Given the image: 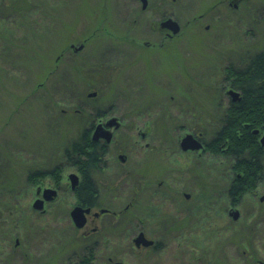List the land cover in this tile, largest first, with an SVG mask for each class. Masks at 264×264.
Returning a JSON list of instances; mask_svg holds the SVG:
<instances>
[{"label": "rangeland", "instance_id": "1", "mask_svg": "<svg viewBox=\"0 0 264 264\" xmlns=\"http://www.w3.org/2000/svg\"><path fill=\"white\" fill-rule=\"evenodd\" d=\"M158 1L149 0L150 9L142 10L138 0H15L12 7L0 0V204L1 219L10 221L2 224V230L7 228L3 236L17 232L20 221L15 214L30 203L27 170L33 165L40 168L47 160L50 167L59 163L63 145L78 139L91 118L88 108L94 101H86L85 93L97 89L103 94L99 104L104 107L119 102L115 107L124 118V133L132 131L128 125L134 123L144 129L148 123L155 144V151L141 149L125 164L135 171L145 155L146 172L152 177L150 185H140L137 209H130L129 240L115 244L112 254L119 257V250L124 249L128 264H255V256L264 259V200L245 193L236 219L228 214L226 196L223 200L234 174V158L208 148L189 155L176 148L179 137L188 131H202L205 140L214 137L218 118L227 105L228 97L222 93L224 84L228 85L222 78L225 65L230 61L236 65L243 55L264 47V0L244 1L238 10L217 0H161L163 5ZM214 2L212 11L194 20ZM171 6L180 25L176 46L190 65L188 75L182 67L174 72L184 74L179 80L186 100L178 93L176 110L170 106L167 114L157 115L158 102H166V98L155 95L161 91L159 84L167 85L160 77L150 81L156 58L145 57L142 75L118 76V69L111 71L108 61L121 65V59L127 58L121 55L126 48H119L117 55L105 34L108 30L122 34L132 28L141 44L150 37L158 40L152 23ZM205 24L210 25L207 31ZM90 35L91 41L77 53L69 48L71 42L77 46ZM185 61L177 56L179 65ZM95 66L98 72L91 77ZM124 93L139 96L121 99L119 95ZM172 101L168 100L170 104ZM186 102L205 112L190 115ZM78 107L82 114L75 113ZM125 109L133 111L126 114ZM262 158L264 163V155ZM112 163V171H117L120 165L114 159ZM141 167L144 169V163ZM126 178L127 183H136L132 177ZM153 187L160 188V198L150 195ZM256 189L259 194L264 191V173ZM181 190L190 197L184 199ZM66 199L62 205L65 209L71 200ZM154 199H161L160 210L151 206ZM12 205L14 212L7 215L9 210L5 209ZM65 214L58 213V218L49 211L40 217L28 216L26 226L17 227L21 239L18 247H13L14 237L9 241L0 237V264H46L47 258L48 264L76 263L89 244ZM140 228L163 245L160 259L152 249H136L130 243V235ZM120 231L113 236L121 237ZM190 233L195 242L190 240Z\"/></svg>", "mask_w": 264, "mask_h": 264}, {"label": "flooded vegetation", "instance_id": "2", "mask_svg": "<svg viewBox=\"0 0 264 264\" xmlns=\"http://www.w3.org/2000/svg\"><path fill=\"white\" fill-rule=\"evenodd\" d=\"M138 1L141 3L140 8L142 10L148 8L150 9L151 5L149 0H146L145 7L142 6V0ZM159 1L158 3L160 5H163V1ZM170 1L172 3H175V0ZM217 1L222 5L224 2V5L228 6V8L230 9L232 8L234 10H238L239 8L243 7V2L247 0ZM213 5L215 6V2L211 3L207 7V9H209L208 11H206V9L205 12H198V14L194 16V20H199L200 18H202V16L205 15V13H208L210 10L212 11ZM172 7L173 6H171V8ZM168 18L177 21L173 12V8L168 12L165 11L161 13L158 17V21L152 23L151 29L158 33V40H154L150 37L149 40L142 39L143 42L141 44L139 43V40L141 38L135 37V29L132 28L124 30L123 32H121L122 34H115L113 30H108V32L105 34L109 37V39L106 38L107 40H109L108 45L110 47H113L114 50H117V55L120 54L118 50L119 48H121L122 50L126 48L125 51L121 53V55H125L127 58L125 60L123 58L121 59V65L119 64V61H108V66L111 71H115L118 69V76L125 75L124 77L132 78L133 75L136 74L142 75L145 67L141 65V62L145 59V57L154 56L156 58L157 65L152 68L154 72H152L150 81H155V77H160V82L167 85L161 86L159 84L158 86L161 91L158 92L155 96L166 98V102H158V107L154 111V113L157 115L167 114L170 111V106L176 110L175 102L177 103V100L180 98L179 96L177 97L178 93H180V96L183 97L182 91L180 90L179 77L183 76L184 74H174V72L176 71V68L182 67L185 68V73L188 75L189 71L187 69L188 67H190V65L184 60L183 55L180 54L181 51L176 46V40L178 38V35L180 34V30L179 32L173 34L170 29L160 26V23ZM209 28V24L204 25V29L206 31ZM92 34L95 36V33ZM91 38L92 35L83 38L82 42H80L77 46H75L73 42H71L68 46L75 53H77L78 51H80V49H83V47L85 46V42L91 41ZM257 52L248 53L246 54V56L243 55L242 57H240L236 65L235 63L230 61L225 65V67L223 66L224 70L222 78L228 83V85L226 86L224 84L222 93L224 95V98H228L227 105L224 108V113L218 118L220 124L217 126V129L223 125V119L226 114V110L232 104L238 103L242 99L240 89L232 86V83L234 81H238L236 80L238 78H233V72L230 70H234L237 72L240 71L245 64L249 62L252 63L251 60ZM61 56L62 55H59L57 57V60H59ZM177 56L181 57V62L185 61V65L182 63L181 65H179V63L177 62ZM113 62L116 63L114 64ZM148 66L151 67V64ZM124 70L127 71L124 73ZM96 72H98L97 66L94 67V70L90 71V73L92 74L91 77L93 76V73L95 74ZM102 76H105V73H102ZM172 78H175V83H173ZM144 82L147 81L144 80ZM230 88L239 92L238 99L233 100L232 95L227 93V89ZM80 94L81 93H79V96ZM85 95L86 101L90 100L91 103L94 101V104L91 106V108H88L91 118L88 124L80 130L78 136L79 139L82 135H85V137L89 138L88 140L82 141V145L87 146H85L84 150L82 151L81 147L75 148L74 146L75 143L78 142V139L72 140L70 141V144L63 145L61 149L62 158L59 163H54V165L50 167V163L48 162L49 160H47L46 163L42 162L40 168L38 165L29 167L26 173V181L27 184L31 186L30 203L24 204L26 205V210H19L17 215L15 214V218L17 217V221H20L15 228L17 232H8V236H3V232L6 231L7 228L5 230H2L1 228L3 222H6L7 220L8 222L10 221L6 217L5 219H1V216L3 214V206L2 204H0V237L2 238V241H9L12 237H14L13 247H18L21 243V239L18 235L19 231L17 230V227L21 226L23 228L24 224L26 226L28 216H33V214H35L36 216L40 217L43 215H47L50 211L57 215V217L59 218L60 216L58 215V213L62 214L66 212L65 215L69 217V222L73 224L74 230H80V236L83 240H85L86 243L89 244V249L86 254L82 255L81 259L77 260V262L74 264H128L127 261L123 258L124 249L119 250L121 252V256L119 257L114 256V253L112 254V252L116 250V248L114 247L115 244L122 242L124 239L129 240V235L126 231L129 225V219L131 217L130 209L134 207V210L137 209V206L140 203V198L138 196L140 193L139 188H141L140 185H150V182L148 181L151 180L152 176H149V173L146 172L148 168L145 167V165L146 158L148 157H146L145 155L141 157L142 162H140V160L138 161V166H136L135 171H131L133 169H130L127 165L125 166V164L128 161L129 156L132 157L135 152L137 154L141 149H144V151H155L153 135L148 132L150 130L148 123L144 129H141L140 126L135 125L134 123L131 126L128 125V128H132V131L128 132L129 134L124 133L123 128L125 121L123 116L119 115L120 113L117 112L118 108H116L118 105L117 103L119 102L111 103L104 107V105H102L103 103L99 104V101L101 99L100 95L103 94L97 89L87 91ZM119 96L121 97V99H123L125 96L128 99L129 96L138 97L139 94L124 93ZM218 96H220L221 98V94H219ZM168 100H174L172 101L174 103L170 104ZM184 100L186 99L184 98ZM86 101L84 103H86ZM203 102L204 100L201 104H203ZM159 103L161 107H159ZM185 104H187L185 106H189L191 110L190 115L192 116H196L199 110H201L202 113L205 112V109H200L199 107L192 108V105H190L188 102H186ZM86 109L84 108L83 110L85 111ZM124 111L126 114H129L128 112H132L133 109H125ZM75 113L82 114V109L79 107L76 108ZM173 125L177 127L179 126L178 122L176 121H173ZM97 127H99L100 132L103 134H99L98 137L93 138L94 131ZM263 128L264 123L262 125H259L258 127H254L252 129V133L257 136L256 138L258 140V143L264 151V146L260 144V137L263 133ZM256 129L257 132H254ZM107 130L110 132L108 139H106L105 137V131ZM186 133H191L193 136H195L199 141L203 143V147L198 150H183L180 146V140ZM206 141L208 140H205L202 131H188L185 132L181 137H179L178 141L176 142V148L179 147L182 152L189 155L193 154V152L207 150L208 145ZM87 154L91 155L90 158L87 156ZM113 159L118 163V165H120V168L114 172L112 171V169L114 170L115 168L114 163H112ZM142 163H144V169H142L141 167ZM67 169L69 171L66 172L65 170ZM263 173L264 172H262V175ZM86 175L91 181V189L88 192H85V190L81 188ZM237 175L239 176L240 173H237ZM262 175H260L258 180H256V184L262 177ZM128 176L132 177V179H135L136 183L129 184L125 182V179H127L126 177ZM234 178L235 177L233 174V177L230 180L229 184L232 183ZM160 183L161 181H158L157 185L160 186ZM254 188L248 192H251L252 195L257 196L260 201L264 200V191L259 194L257 193V189L254 190ZM50 189L54 191L51 192L49 191ZM126 189L129 191V194L126 193ZM150 191V195L157 197L159 196L160 198L161 191L159 187H153ZM179 193L182 194V197L184 199H188L191 195L189 192H185L184 190H181ZM244 195L245 193L243 195L233 197L231 195L224 194L223 200H225L226 196V198L230 202L228 206L229 215L232 214V211L234 209H237L239 212L237 206L241 202V199ZM67 197H70L71 200L68 202L69 207L65 209L62 207V205L67 202ZM35 200L42 201L41 205L39 204V202L34 205ZM161 203V199H154L152 200V202H150L151 206L156 210H160ZM16 204L17 203L15 202V207ZM74 206H81L83 209L88 210L87 212H85V222L80 227L75 226L71 218V210ZM13 207L14 205H12L10 208L5 209V211L9 210L7 215L14 212L13 209L15 207ZM15 209H17V207ZM156 212L157 211H154L153 214H155ZM117 230H121V237L113 236L114 232ZM140 232H142L147 239L152 240V242L150 244H137L135 238ZM190 236L191 233L189 237ZM23 237L25 238L26 235L24 234ZM113 240L115 241V243ZM190 240L192 242H195L194 236H191ZM130 243L136 249H152L154 253L157 254V258H161L159 257V255H161L163 245L157 239L150 237L142 228L137 229L132 235H130ZM254 262L255 264H260V262H264V259L255 256ZM46 264H48V258L46 259Z\"/></svg>", "mask_w": 264, "mask_h": 264}, {"label": "trees", "instance_id": "3", "mask_svg": "<svg viewBox=\"0 0 264 264\" xmlns=\"http://www.w3.org/2000/svg\"><path fill=\"white\" fill-rule=\"evenodd\" d=\"M3 2L12 7L15 0H3ZM19 11L16 10L17 14ZM251 62L245 64L238 72L230 70L233 72L232 77L238 78L232 86L240 89L242 99L226 110L223 125L214 131L213 138L206 141L208 149L213 153L224 152L234 158L232 169L235 178L228 185L226 193L233 197L252 190L263 172L264 151L252 129L264 123V47L255 54ZM88 139L82 135L75 143V148L81 147L83 151L87 145L83 146L82 141ZM87 156L90 158L91 155L87 154ZM237 173L240 175L238 176ZM81 188L85 192L91 189V181L87 175Z\"/></svg>", "mask_w": 264, "mask_h": 264}, {"label": "water", "instance_id": "4", "mask_svg": "<svg viewBox=\"0 0 264 264\" xmlns=\"http://www.w3.org/2000/svg\"><path fill=\"white\" fill-rule=\"evenodd\" d=\"M143 4L142 6L145 7L146 5V0H142ZM161 27H165L171 30V32L177 33L180 30V25L179 23L171 18L165 19L160 23ZM227 93L232 95L233 100H236L239 98V92H237L236 90L230 88L227 89ZM92 94V93H90ZM112 122V121H111ZM257 132V129L254 131ZM106 135V139L109 138V131H105ZM99 134H103L100 132L99 127H97L94 131L93 134V138H96L99 136ZM260 144L262 146H264V128H263V133L260 137ZM180 146L183 150H187V149H192V150H198L200 148L203 147V143L201 141H199L195 136H193L191 133H186L180 140ZM49 191H54V190H49ZM39 202V204L41 205L42 201H38L35 200L34 205H36V203ZM87 209H83L81 206H74L71 210V218L72 221L74 223L75 226L80 227L84 224L85 222V212H87ZM232 217L234 219H236L239 215V212L237 209H234L232 211ZM135 241L137 244L143 243V244H150L152 242V240L147 239L142 232H140L137 237L135 238ZM117 264H122V263H117ZM260 264H264V262H260Z\"/></svg>", "mask_w": 264, "mask_h": 264}]
</instances>
